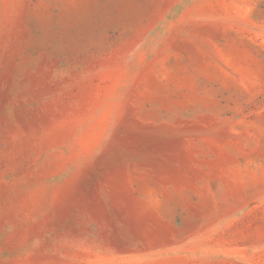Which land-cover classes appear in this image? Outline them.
I'll return each instance as SVG.
<instances>
[{
    "label": "rangeland",
    "instance_id": "rangeland-1",
    "mask_svg": "<svg viewBox=\"0 0 264 264\" xmlns=\"http://www.w3.org/2000/svg\"><path fill=\"white\" fill-rule=\"evenodd\" d=\"M0 264H264V0H0Z\"/></svg>",
    "mask_w": 264,
    "mask_h": 264
}]
</instances>
